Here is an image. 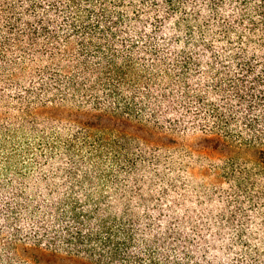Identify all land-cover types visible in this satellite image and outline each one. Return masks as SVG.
<instances>
[{
  "label": "trees",
  "instance_id": "16d2710c",
  "mask_svg": "<svg viewBox=\"0 0 264 264\" xmlns=\"http://www.w3.org/2000/svg\"><path fill=\"white\" fill-rule=\"evenodd\" d=\"M0 264H264V0H0Z\"/></svg>",
  "mask_w": 264,
  "mask_h": 264
}]
</instances>
